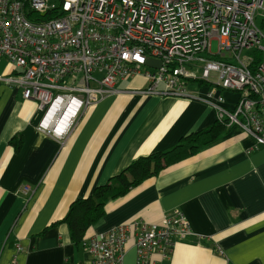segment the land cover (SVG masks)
<instances>
[{"label":"crops","instance_id":"1","mask_svg":"<svg viewBox=\"0 0 264 264\" xmlns=\"http://www.w3.org/2000/svg\"><path fill=\"white\" fill-rule=\"evenodd\" d=\"M145 72L118 81L117 93L87 110L60 143L38 132L42 113L24 99L14 66L0 62V264L15 257L17 264H94L61 223L71 205L138 158L167 153L216 124L215 111L196 99L207 84H188L195 98L133 94L148 88ZM175 209L191 233L176 240L167 264H264V145L225 127L195 156L108 202L86 238L123 224L159 223ZM128 247L124 264H136Z\"/></svg>","mask_w":264,"mask_h":264},{"label":"built area","instance_id":"2","mask_svg":"<svg viewBox=\"0 0 264 264\" xmlns=\"http://www.w3.org/2000/svg\"><path fill=\"white\" fill-rule=\"evenodd\" d=\"M261 12L264 0H0V62L14 66L24 99L42 113L38 132L60 143L87 110L117 93L118 81L145 70L149 86L133 94L191 98L188 84H207L209 91L196 99L258 148L264 145V62L253 53L264 52L256 24ZM222 90L239 94L231 108ZM190 233L175 209L159 223L92 235L82 247L94 264H124L131 243L136 264H167L176 240Z\"/></svg>","mask_w":264,"mask_h":264},{"label":"trees","instance_id":"3","mask_svg":"<svg viewBox=\"0 0 264 264\" xmlns=\"http://www.w3.org/2000/svg\"><path fill=\"white\" fill-rule=\"evenodd\" d=\"M226 126L219 122L206 131L183 138L173 150L146 158H138L121 174L94 190L88 199L74 202L67 217L61 223L67 225L72 242L77 246L86 238L88 231L106 214L108 202L126 197L130 191L139 187L146 180L157 177L162 170L180 163L198 154L204 147L218 140ZM16 150L22 144L13 142Z\"/></svg>","mask_w":264,"mask_h":264},{"label":"rangeland","instance_id":"4","mask_svg":"<svg viewBox=\"0 0 264 264\" xmlns=\"http://www.w3.org/2000/svg\"><path fill=\"white\" fill-rule=\"evenodd\" d=\"M262 20H264V12H263V13L261 12V15L257 16V20H256V24L258 25V27H260V28L263 30V33H264V27L262 26ZM262 44H264V42H262ZM217 51H218L217 42L214 41V42L212 43V54H216ZM253 54L255 55L256 58H259V59L262 60V62H264V52H262V53H258V54H257L256 52H254ZM210 57L213 58L212 56H210ZM143 71H144V70H143ZM196 83H197V85H200V83L197 82V81L194 82V83H191V84H196ZM222 94L224 95V97H225L227 100L232 99V100H230V101H232V103H234V104H235V103L239 100V98H240L239 94H236L235 92H234V93H231V92H229V91H227V90H222ZM228 98H230V99H228Z\"/></svg>","mask_w":264,"mask_h":264},{"label":"bare ground","instance_id":"5","mask_svg":"<svg viewBox=\"0 0 264 264\" xmlns=\"http://www.w3.org/2000/svg\"><path fill=\"white\" fill-rule=\"evenodd\" d=\"M23 91V90H22ZM66 123V120L65 121H63V123H62V126L64 125Z\"/></svg>","mask_w":264,"mask_h":264},{"label":"water","instance_id":"6","mask_svg":"<svg viewBox=\"0 0 264 264\" xmlns=\"http://www.w3.org/2000/svg\"><path fill=\"white\" fill-rule=\"evenodd\" d=\"M150 64V63H149ZM152 64V63H151Z\"/></svg>","mask_w":264,"mask_h":264}]
</instances>
